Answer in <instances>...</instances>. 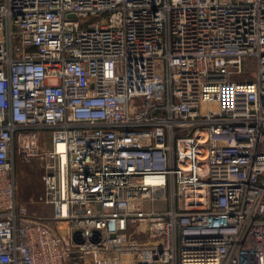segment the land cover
Returning <instances> with one entry per match:
<instances>
[{"label":"built area","instance_id":"2783aa9c","mask_svg":"<svg viewBox=\"0 0 264 264\" xmlns=\"http://www.w3.org/2000/svg\"><path fill=\"white\" fill-rule=\"evenodd\" d=\"M0 264H264V0H0Z\"/></svg>","mask_w":264,"mask_h":264},{"label":"rangeland","instance_id":"374dc122","mask_svg":"<svg viewBox=\"0 0 264 264\" xmlns=\"http://www.w3.org/2000/svg\"><path fill=\"white\" fill-rule=\"evenodd\" d=\"M245 70L238 80H247L252 77L255 67V59L246 60ZM43 150L46 145L42 146ZM44 161L39 158L24 160L16 159V196L20 204L27 207L31 216L49 219L53 213L52 206H46L40 202L41 195L44 192Z\"/></svg>","mask_w":264,"mask_h":264},{"label":"bare ground","instance_id":"6f19581e","mask_svg":"<svg viewBox=\"0 0 264 264\" xmlns=\"http://www.w3.org/2000/svg\"><path fill=\"white\" fill-rule=\"evenodd\" d=\"M60 149H62V146H60Z\"/></svg>","mask_w":264,"mask_h":264}]
</instances>
